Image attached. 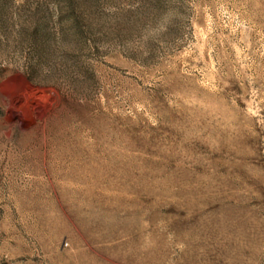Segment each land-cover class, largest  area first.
Here are the masks:
<instances>
[{"label":"rangeland","instance_id":"374dc122","mask_svg":"<svg viewBox=\"0 0 264 264\" xmlns=\"http://www.w3.org/2000/svg\"><path fill=\"white\" fill-rule=\"evenodd\" d=\"M0 264H264V0H0Z\"/></svg>","mask_w":264,"mask_h":264},{"label":"bare ground","instance_id":"6f19581e","mask_svg":"<svg viewBox=\"0 0 264 264\" xmlns=\"http://www.w3.org/2000/svg\"><path fill=\"white\" fill-rule=\"evenodd\" d=\"M5 92V91H4ZM12 92H9V90H7V92L5 93L7 95V97H11ZM4 94V93H3ZM40 107V106H39ZM37 109H38V106L36 104H32L29 109L27 107H21V110L26 113L27 117H28V120L30 121L34 116L35 114L37 113ZM37 116V115H36ZM35 116V117H36ZM37 118V117H36Z\"/></svg>","mask_w":264,"mask_h":264},{"label":"trees","instance_id":"16d2710c","mask_svg":"<svg viewBox=\"0 0 264 264\" xmlns=\"http://www.w3.org/2000/svg\"><path fill=\"white\" fill-rule=\"evenodd\" d=\"M29 78V77H28ZM31 80V79H30Z\"/></svg>","mask_w":264,"mask_h":264}]
</instances>
